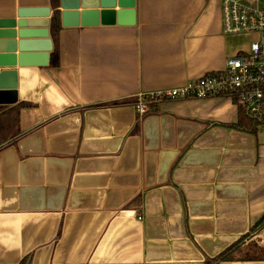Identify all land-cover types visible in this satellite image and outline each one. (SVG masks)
Listing matches in <instances>:
<instances>
[{
	"label": "crops",
	"instance_id": "1",
	"mask_svg": "<svg viewBox=\"0 0 264 264\" xmlns=\"http://www.w3.org/2000/svg\"><path fill=\"white\" fill-rule=\"evenodd\" d=\"M28 6L53 10L0 0V17ZM251 39L223 33L220 0H135L133 25L61 26L57 67L53 49L6 67L31 105L0 145V264H264L219 257L264 225V128L234 127L226 97L133 107Z\"/></svg>",
	"mask_w": 264,
	"mask_h": 264
},
{
	"label": "built area",
	"instance_id": "2",
	"mask_svg": "<svg viewBox=\"0 0 264 264\" xmlns=\"http://www.w3.org/2000/svg\"><path fill=\"white\" fill-rule=\"evenodd\" d=\"M220 1L223 33L252 36L248 48L228 56L222 70L177 88L137 94L133 107L139 116L158 101L217 96L232 100L239 114L255 121L256 129L264 128V0L258 5Z\"/></svg>",
	"mask_w": 264,
	"mask_h": 264
},
{
	"label": "water",
	"instance_id": "3",
	"mask_svg": "<svg viewBox=\"0 0 264 264\" xmlns=\"http://www.w3.org/2000/svg\"><path fill=\"white\" fill-rule=\"evenodd\" d=\"M61 26L133 25L135 0H59ZM50 7H19L0 17V105L17 101V73L13 67L23 64L27 53H41L42 63L52 51L49 37ZM45 47L37 50L36 47ZM36 48V49H35ZM35 57L36 56H32Z\"/></svg>",
	"mask_w": 264,
	"mask_h": 264
},
{
	"label": "trees",
	"instance_id": "4",
	"mask_svg": "<svg viewBox=\"0 0 264 264\" xmlns=\"http://www.w3.org/2000/svg\"><path fill=\"white\" fill-rule=\"evenodd\" d=\"M51 7L53 8L51 13V23H50V33L54 41V49L50 55V67H57L59 64L58 46H57V36L61 29L60 19H59V0H49ZM31 105L27 102H18L12 106H0V145L9 139L13 138L18 133V120L19 111L21 108ZM239 130H245L250 132H255L256 123L252 119L248 118L244 114H239L236 125L234 126ZM242 239V238H241ZM232 244L227 248L219 257L227 259L229 253L241 240ZM246 260H263L264 259V248L259 249V256L244 257Z\"/></svg>",
	"mask_w": 264,
	"mask_h": 264
},
{
	"label": "rangeland",
	"instance_id": "5",
	"mask_svg": "<svg viewBox=\"0 0 264 264\" xmlns=\"http://www.w3.org/2000/svg\"><path fill=\"white\" fill-rule=\"evenodd\" d=\"M246 3L258 5V0H244ZM258 222L251 231L245 235L231 251L232 257L259 256V249L264 248V225Z\"/></svg>",
	"mask_w": 264,
	"mask_h": 264
}]
</instances>
